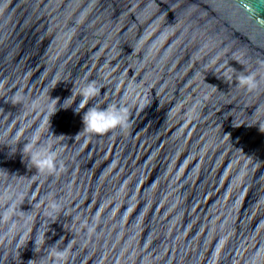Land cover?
Instances as JSON below:
<instances>
[{
	"label": "water",
	"instance_id": "95a60500",
	"mask_svg": "<svg viewBox=\"0 0 264 264\" xmlns=\"http://www.w3.org/2000/svg\"><path fill=\"white\" fill-rule=\"evenodd\" d=\"M261 62L264 0H0V264H264ZM88 81L128 128L62 107Z\"/></svg>",
	"mask_w": 264,
	"mask_h": 264
},
{
	"label": "clouds",
	"instance_id": "9594fccd",
	"mask_svg": "<svg viewBox=\"0 0 264 264\" xmlns=\"http://www.w3.org/2000/svg\"><path fill=\"white\" fill-rule=\"evenodd\" d=\"M261 67H264V62H261ZM228 79H231V77H228ZM236 80L239 87L249 92L256 90L260 84L258 71L248 72V74L242 72L236 77ZM101 91V88L96 86L95 81L85 82L75 92L72 91L71 96L64 100L62 107L68 109L77 101L73 97H79V103L76 105L74 112H83V130L90 134L103 135L115 129L124 130L128 128L129 110L125 105L109 104L101 107L99 104H93L90 106V101L99 96ZM53 101L58 103L59 99H53ZM65 103H68L67 107L64 106ZM22 151L28 154L29 163L40 174L55 173L60 167L58 165V151L52 147L50 138L47 142H40L39 130L33 134L29 142L24 144ZM49 207L51 211L47 213L48 215L58 213L61 209V205L54 200L50 202ZM45 242L44 236H40L39 241L35 240V250L38 243L45 244ZM55 245L49 247L48 256L51 258V264H68L70 248L58 249ZM41 259L42 261L45 260V258Z\"/></svg>",
	"mask_w": 264,
	"mask_h": 264
}]
</instances>
